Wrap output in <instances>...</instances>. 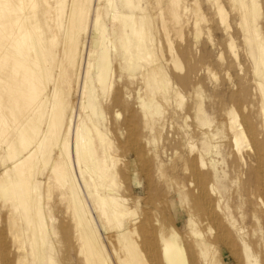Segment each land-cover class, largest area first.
I'll return each instance as SVG.
<instances>
[{
    "label": "bare ground",
    "instance_id": "bare-ground-1",
    "mask_svg": "<svg viewBox=\"0 0 264 264\" xmlns=\"http://www.w3.org/2000/svg\"><path fill=\"white\" fill-rule=\"evenodd\" d=\"M87 1L0 0V149L4 151L3 156L0 153V220L3 217L4 222L0 229V264H56L45 252L47 235L53 239L58 235V228L52 225L53 222L48 224L44 214V205H49V199L46 204L41 203L39 172L43 169L54 175L53 188L59 190L57 204L66 208L64 217L73 225V236L79 242L78 254L83 256V261L86 264H111L100 233L93 226L76 190L77 180L69 147L73 117L68 109L75 93L73 76L82 55L81 33ZM171 1L174 4L168 12L171 22L182 30L194 20V35L198 39L202 34V12L185 7L183 12L175 0ZM232 1L240 5L242 20L246 19L247 13L252 15V31L259 60L264 67V21L260 27L255 24L259 15L258 2L248 0L247 5L240 0ZM127 3L131 5L132 0H122L121 8H125ZM107 5L111 8L113 33L111 38L105 34L107 31L100 24L99 13L94 36L98 39L100 36L102 42L95 41L94 44L102 51L94 59V64H90L95 73L91 76L94 97L86 103L82 102L88 118L77 121L75 156L82 177L94 179L93 196L105 221V230L109 234L107 242L113 249L116 264H224L220 254L222 246L230 251L236 264H245L240 251L236 250L237 239L224 221L223 196L211 180L213 166L205 161L202 153L194 155L196 147H189L192 165L188 168L190 163H185L190 173L187 187L195 194L197 209L203 218L201 224L206 227L207 235L183 234L174 226L167 229L165 223L157 220L152 225L147 217H138L132 212L126 205V199H120L118 188L122 182L117 181V149L89 116L97 104L98 94L108 95L113 90L112 80L117 72L120 77L124 74L127 77L136 75L135 67L130 64H126L125 69L121 67L120 59L127 53L116 37V20L121 19V14L116 12L113 0H107ZM221 6H218L217 13L223 25H227L228 14ZM189 14L193 15L192 19ZM124 18L126 27L133 24L132 38L126 37L129 40L127 51L133 46L143 50L144 38L136 26L137 22H133L129 15ZM226 28L228 30L229 25ZM167 36L166 44L172 55L175 52ZM106 40L116 51L115 65ZM229 48L234 58L239 56L233 40ZM173 63L177 69L181 65L179 58H174ZM146 71L148 73L144 72L140 77L144 82L142 84L149 87L151 81L160 82L161 93L167 94L170 82L162 76L160 66H151ZM256 75L259 76L258 73ZM126 76L123 78L125 89L131 87ZM252 80L255 91L251 89L246 98L258 100L256 109L247 115L233 106L228 109L227 131L241 166L239 181H243L247 188L244 197L247 205L253 206L252 220L260 229L252 228V238L248 241L250 245L261 248L256 256L259 254L260 264H264V83L254 77ZM122 93L118 88L109 95L107 109L113 111L114 117L121 115L119 106L126 110L130 107ZM175 97L182 99L178 92ZM141 103L146 110L157 113L149 108L144 99ZM255 110L260 122L254 119ZM128 119L126 122L130 126ZM90 127L94 129L97 143L91 144ZM7 139L9 142H6ZM4 143L7 144L4 146ZM56 146L59 151L53 158ZM189 191L187 195L191 196ZM52 220L51 216L49 221ZM60 225L63 235H68L69 228L64 227L66 224ZM234 227L242 237L248 236L243 227L239 228L236 224ZM112 232L114 234L110 235ZM255 238L257 243L253 240Z\"/></svg>",
    "mask_w": 264,
    "mask_h": 264
},
{
    "label": "rangeland",
    "instance_id": "rangeland-1",
    "mask_svg": "<svg viewBox=\"0 0 264 264\" xmlns=\"http://www.w3.org/2000/svg\"><path fill=\"white\" fill-rule=\"evenodd\" d=\"M175 1L183 12L185 8L199 9L200 13L202 12L204 17L200 23L202 34L198 39L194 35V20H191L188 28L182 30L171 22L168 13L174 5L171 0H132V4L127 3L125 8H121L122 0H113L116 12L121 14V19L116 20L118 28L116 37L127 52L120 59L121 67L124 66L125 69L126 64H130L135 67L136 75L127 77L124 74L120 77L117 72V75L113 76L114 87L111 92L113 94L115 90L121 88L124 101L128 100L130 107L126 110L125 107L119 106L121 115L114 117L113 111L107 109L111 92L108 95H99L95 92L98 94V100L89 116L91 115L96 127L117 149L116 169L119 174L117 181L122 182L118 194L120 199H126L127 207L138 217H147L152 225L157 220L165 223L167 229L174 226L183 234L193 232L207 235L206 227L201 224L203 218L197 209L195 194L187 187L190 178L188 168L192 165L189 147H196L197 152L194 155L202 153L205 161L213 166L211 180L223 196L226 214L224 221L228 224L229 232L237 239L236 250L240 251L245 264H260L259 254L256 255L260 253L261 248L250 245L248 241L251 229H260L252 220L253 206L247 205L245 198L247 188L244 187L243 181H239L241 166L227 131L226 114L232 106L244 115L250 114L252 109H256L258 102L253 97L246 98L251 89L255 91L252 79L254 77L264 83V67L260 63L258 46L252 31L254 25L252 15L247 13L246 19L242 20L240 5L234 4L232 0ZM240 1L249 5L248 0ZM257 2L259 15L255 24L260 27L264 21V0ZM219 5H222L228 14V30L217 13ZM86 8L82 38L80 37L83 44L82 55L73 76L75 93L72 96V105L68 109V113L73 117L69 147L77 180L76 190L82 203L84 202L83 206L86 207L93 226L100 233L111 264H116L113 249L107 242L106 237L109 234L105 230V221L93 196L94 179L89 176L82 177L75 156L77 121L88 118V114L83 110V103L94 97L91 76L95 73L90 64H94V59L102 51L101 47L96 48L94 44L95 41L102 42L100 36L99 39L94 36L99 13L100 24L107 31L105 34L111 38L113 33L112 13L107 0H88ZM125 15H129L133 22H137L136 26L144 38L143 50L133 46L129 52L127 51L129 40L126 37L132 38L133 24L131 23L132 28L126 27L122 20L125 19ZM192 17L193 15L189 16L191 19ZM166 36L172 42L175 52L172 55L166 44ZM232 40L238 50L239 56L236 58L229 48ZM106 43L110 49L112 63L115 65L116 51L110 42L106 40ZM174 58H179L181 62L178 69L174 66ZM154 65L160 66L162 76L170 82L165 95L161 93L160 82L158 84L151 81L149 87L142 84L144 83L141 81L142 73L147 74V68ZM125 76L131 84V87L126 89L123 79ZM177 92L182 99L175 97ZM142 99L157 113L153 114L150 109L146 110L141 103ZM245 107L247 109L244 110ZM253 112L254 119L260 122L257 111ZM127 119L131 121L130 126L129 122H126ZM258 125L262 131L259 123ZM90 136L91 144L98 142L91 127ZM7 141L9 142V139ZM6 144L4 143V146ZM58 151L59 147L56 146L53 158L57 156ZM0 153L3 156L4 151L0 149ZM186 161L190 163L187 169ZM39 173L41 203L46 204L49 199V205H44V214L47 216L48 224L53 222L52 225L58 228V235L53 239L47 235L45 252L56 261V264H86L83 256L78 254L79 242L73 236V225L64 217L66 208L57 204L56 196L59 190L53 188L54 175L48 172V169H43ZM188 191L191 196L187 195ZM51 216L53 220L50 222ZM3 223L2 217L0 229ZM64 223L66 224L64 227L69 228L68 235L62 233L60 224ZM234 224L239 228L243 227L248 236L244 238L237 233ZM25 227L27 228L26 224ZM154 230L156 231V228ZM253 240L258 242L256 238ZM220 248L223 263L236 264L237 261L230 251L224 246Z\"/></svg>",
    "mask_w": 264,
    "mask_h": 264
}]
</instances>
